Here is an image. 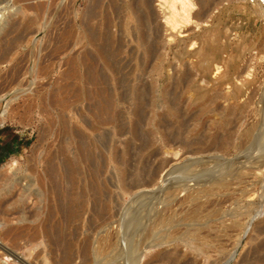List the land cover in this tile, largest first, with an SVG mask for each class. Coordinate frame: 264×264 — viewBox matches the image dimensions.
Listing matches in <instances>:
<instances>
[{
    "label": "rangeland",
    "instance_id": "1",
    "mask_svg": "<svg viewBox=\"0 0 264 264\" xmlns=\"http://www.w3.org/2000/svg\"><path fill=\"white\" fill-rule=\"evenodd\" d=\"M132 1L0 0L1 239L27 264H61L68 255L72 264H264L262 7L149 0L138 12ZM140 12L153 14L154 54L151 43L138 44ZM88 27L120 39L114 69L88 43ZM91 59L115 95L122 91L118 69L136 70L150 94L145 112L116 102L119 114L104 123L89 98ZM128 81L137 85L133 76ZM136 123L142 139L132 137ZM175 128L183 142L167 143ZM190 142L199 151L190 152ZM215 143L219 152L210 150ZM204 162L227 182L208 197L216 213L201 226L208 238L198 249L179 240L193 237L197 224L182 222L178 204L163 229H179L178 237L159 245L150 233L159 187L171 170ZM194 175L178 178L189 187ZM11 230L21 250L7 236ZM142 237L152 240L143 244ZM0 256L22 264L1 248Z\"/></svg>",
    "mask_w": 264,
    "mask_h": 264
},
{
    "label": "bare ground",
    "instance_id": "2",
    "mask_svg": "<svg viewBox=\"0 0 264 264\" xmlns=\"http://www.w3.org/2000/svg\"><path fill=\"white\" fill-rule=\"evenodd\" d=\"M22 1H28V0H18V2H22ZM91 1H93L94 4L99 3V0H91ZM148 5H149V0H133L132 1V6L135 7L138 12L140 11V9H139L140 6L148 7ZM256 5H259V4H256ZM259 6H261V5H259ZM27 8L28 9H37L38 11L40 10V6L39 5L38 6H34V5L31 4V5H27ZM91 8H92V6H91ZM91 8H89V9L92 10ZM262 9H263V16H264V8L262 7ZM143 11H144V9H143ZM88 13H90L89 14L90 15L89 16L90 19H94L96 14H97L95 8H93V10L88 12ZM152 15L153 14H151V13L148 14V15H145L142 12H140V14L138 16L139 21H140L139 27H140V33H141V38L139 39L138 44L140 46H142L144 44L151 43V46L148 48V53L149 54H154L155 53V49H154V46H153V43H154L153 38H154V36H156V32H155V30H153L154 28L153 29L151 28V24L153 23ZM33 23H34V21H31V24H33ZM156 27H158V26H156ZM19 36H21V35L19 34ZM86 37H87L88 43L91 46H93L100 53V55H102L105 58V62H106L105 65H107L111 70L114 69L115 66H116V65L114 66V64L119 60L118 59L119 58V54H120V52L122 51V48H123L122 43L119 41L120 39H115L112 35H110V33L108 31H106L104 33H100L98 30H95L92 27H88L87 28ZM20 38H22V37H20ZM80 38H81V35H80ZM4 53H5V51H4ZM87 54H89L88 51H87ZM90 55H91V53H90ZM0 59H1V57H0ZM95 66H96L95 59H91L90 63H88V74H87L89 83L91 85L90 97L89 98H90V101L92 103L91 104L92 108H94V110L99 111V113H101L102 116L106 117V119L104 120V123H107V124L110 123V121H111L110 119L114 118V115L119 114L117 108L115 107L116 106V102L128 103L129 101H131L130 105L132 107V110H133L134 114L140 115V114L145 112V108L147 107V103L149 102V95L150 94L147 91V89L145 87V84L142 81V79L140 78V76L136 75V70H130V68H129L130 71L128 73H122V69L123 68L121 70L118 69V74L123 75V77H122L123 78L122 79V86H121L122 91L120 93H118V95H115V94H113L111 92V89L108 86V81L109 80L104 79L105 75L102 72H99L97 70V68H94ZM128 75L133 76L134 77V82L137 83V85L131 86L132 88H130V83H129L130 81H128ZM169 97H170L168 99L169 101L168 100L167 101L170 102V103H174L173 102L174 99H172L171 96H169ZM171 111L174 112V113L179 112L178 108L174 104L172 105ZM121 129H124V127L121 126ZM255 129H256V127H252L250 130H252V131L254 130L255 131ZM178 131L179 130L176 129V128L172 130V134L169 135V137H171V138H168L167 143H171V142L172 143H176V142H180L181 143V142H183V138L181 139V138H179V136H177ZM132 137L135 138V139H139V138L142 139V135H141V132H139V130H138V124L137 123L134 125V130H133V133H132ZM217 140L219 141V138ZM148 142H150V141H147V140H144V139L142 140V144L143 145L148 144ZM184 144H185V141H184ZM200 144H202V140H200ZM186 145H188V149L190 150V152L199 151L198 149L194 150L192 148V146L194 145L193 142L187 143ZM213 145H214L213 148H211L212 147L211 146L210 150H214V151H218L219 152V144L215 143ZM88 156H87V158H88ZM212 161H214L213 163H218V164H215V165H217V166L219 165V160L214 158V160H212ZM259 163H260L259 160L256 163H255V160H254V168ZM261 163H262V160H261ZM208 164H209L208 162H204L203 165H201V166L200 165H198L196 167H189L188 166V167H185L183 169H178V170L174 169V171L171 170L172 172L169 171L170 173H168V175H166L167 178H165L166 180L164 179L166 183H163L165 185H162V186L159 187V191L155 195L153 203H152L153 204V208H154L155 211H154V215H153V218H152L153 219L152 220L153 224L151 226L150 233L153 232L152 239L155 238V240L157 242L159 241L160 242L159 245L160 244L165 245V244L175 240L178 237V233L177 232H179L178 231L179 229L174 230V231H169V230L166 229V232L163 231V229H165L166 225H168L171 222V221L169 222L168 220H170L174 216V214L176 213L175 212V210H176L175 207L178 204H179V206L180 205L182 206V207L180 206L181 208L179 210H183V214L185 216V218H184V216H182L181 221L184 218V220L182 221L183 223H184V221L186 219V222H188V223L192 222L194 224H197L196 229H194V231L197 232V233L194 234V236L192 235L193 237L185 238L186 234H184V235H182V237L184 236L183 239L179 238V240L181 239L183 244H185V245L186 244L187 245L190 244V246L192 245V246H194V247H196L198 249L199 245H201L200 243H202V241H204V240H206L208 238L206 236V234L203 233L204 229L202 231L203 227L204 228L205 227L208 228V226L206 224L208 222H206L205 226H203V221H205L208 217H211V216L207 217V214L208 215L209 214H216L215 212H212V211L210 212L208 210L209 209L210 200L212 199V198L209 199L208 197L209 196L213 197L214 195L218 194L219 193V189L223 188V187H225L227 185L226 184L227 182L224 183V181L221 180L222 177L219 175L220 174L219 173V167H217V169H215V167L214 168L212 167V169H209L210 165H208ZM207 165L209 167H207ZM203 168H207L208 170L204 169V171H202ZM206 170H207V172H210L209 174L211 175V177L208 178V179L206 178V180L203 182L202 179L204 178V175H208V174H206L207 172H205ZM202 172L203 173L205 172V174H202ZM174 173H176L178 175L177 176H173ZM184 173H186V176L187 175H191L192 176V174L193 175L194 174L197 175V178H195L196 175L193 176V179L194 178L195 179L191 180V181H194V182H193V185L189 186V187H191L190 189H189V187H187L189 184H187V186H186V184H185L186 182L183 183L184 179H179L178 178V176L180 174H184ZM216 196H214V197H216ZM205 197H207L208 200H205L206 199ZM189 204L191 206H190V208L187 209L186 205H189ZM160 205H161V207H160ZM174 219H175V216H174ZM172 221H174V220L172 219ZM167 222H168V224H167ZM234 222H235V220H234ZM236 222H237V224H239V222L237 220H236ZM231 223H232L231 226H234L233 222H231ZM200 224H202V225H200ZM187 225H189V224H187ZM208 225H210L211 228L213 227V224L209 223ZM191 226L194 227L193 224ZM201 226H203V227H201ZM167 228H168V226H167ZM172 229H175V228H172ZM213 229H215V226L212 228V230ZM205 231H208V230L205 229ZM9 232H10L9 233L10 235L7 234V236H9V237L11 236L14 239L15 242H13V243L14 244L16 243V250H21L23 248V246L17 244V241H19L18 238L21 239V237L15 235L12 232V230L9 231ZM2 235H4V233ZM2 235H1V237H2ZM1 237H0V248L3 249L4 252H7V253L13 255L15 257V259H17L20 263L27 264L28 261L24 258V256L23 255L21 256L20 254H17L15 251L13 253L12 250H9L7 248V244L4 241L5 239L3 240V239H1ZM34 237L35 236H33L32 238H34ZM3 238H4V236H3ZM145 239L146 238L142 239L143 244L144 243H146V244L150 243L151 240H152V239L149 240L150 242L149 241L144 242ZM34 240H36V239H34ZM9 241H11V240H9ZM31 241H29V242L26 241L24 246L31 244ZM140 244H142V242H140ZM1 256H0V260H1L0 264H5L6 261H3L2 260L3 258L1 259ZM13 264H17V263H13ZM61 264H72V256H69V255L66 256Z\"/></svg>",
    "mask_w": 264,
    "mask_h": 264
},
{
    "label": "built area",
    "instance_id": "3",
    "mask_svg": "<svg viewBox=\"0 0 264 264\" xmlns=\"http://www.w3.org/2000/svg\"><path fill=\"white\" fill-rule=\"evenodd\" d=\"M248 2L251 4H259L264 8V0H248ZM262 20L264 22V16H263Z\"/></svg>",
    "mask_w": 264,
    "mask_h": 264
}]
</instances>
